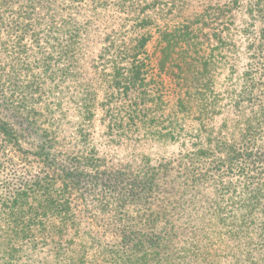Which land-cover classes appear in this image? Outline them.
Instances as JSON below:
<instances>
[{"label": "trees", "instance_id": "16d2710c", "mask_svg": "<svg viewBox=\"0 0 264 264\" xmlns=\"http://www.w3.org/2000/svg\"><path fill=\"white\" fill-rule=\"evenodd\" d=\"M38 5L48 18L49 7L67 10L50 24L57 32L35 31V22L52 21L33 17ZM99 22L106 23L91 24ZM1 23L18 39L11 56L24 49L48 66L65 57L96 62L102 102L96 105L90 92L78 113L82 145L99 112L115 145L138 139L196 149L157 165L145 157L127 173L92 174L57 164L46 147L33 152L42 170L14 177L7 201L12 227L3 243L10 260L29 245L48 247V264H264V0H0ZM23 35L31 39L26 48ZM191 117L196 124H186ZM191 129L189 143L183 131ZM73 190L116 195L118 249L102 250L88 233L94 244L77 248L85 233ZM127 204L136 216L122 215ZM174 215L183 218L180 225Z\"/></svg>", "mask_w": 264, "mask_h": 264}, {"label": "rangeland", "instance_id": "374dc122", "mask_svg": "<svg viewBox=\"0 0 264 264\" xmlns=\"http://www.w3.org/2000/svg\"><path fill=\"white\" fill-rule=\"evenodd\" d=\"M44 11L47 9L43 5H38L36 15L33 17L52 21L46 26L35 22L33 28L39 35L47 29V33L51 30L57 32L50 24L54 22L57 26L60 22L59 15L66 13L67 10L49 7L52 18L44 17ZM105 23L91 24L93 27L101 28ZM203 27L202 31H211L208 25ZM14 35L9 24H0V125L3 122L6 126V130L0 127V264H7L9 261L12 264H48L51 256L42 252L48 250V247L40 251L23 245L22 250L12 254L16 259L10 260V250L3 243L12 227V222L7 216V201L11 196L10 189L14 177L37 175L42 170V162L33 152L46 147L43 150L53 155L57 164L92 174L94 171L107 169L116 173H127L136 169L140 160H145V157L150 158L151 165H157L166 162L168 158L176 157L179 153L190 154L196 149H177V144L173 143L158 146L156 142L147 143L138 139H132L128 146L115 145L108 141L103 126L99 124L98 117L101 115L99 112L94 115L86 145H82L76 128L78 124H84L78 113L82 111L85 103H90V92L96 93L94 96L96 105L99 106L102 102L101 92L97 88V75L93 68L96 62L91 61V56H88V60L83 59L80 62L65 57L52 61L54 64L48 66L43 57L29 56L24 49L23 52L17 50V53L11 56V45L13 42L15 45L18 44V39ZM200 36L202 39H208V35H202V32ZM30 40L23 35L22 43L25 44V48L30 44ZM92 41L90 36L88 47H91ZM210 41H213L211 36ZM150 50L153 51L152 46ZM156 57L154 62L158 61ZM14 64L17 65L13 66ZM81 66L84 67L79 69ZM163 78L167 84H172L166 76ZM30 89L33 91L28 94ZM16 105H19V110L14 109ZM25 118H30L33 124L30 125ZM84 122L86 125L87 121ZM186 124H196L194 117L188 118ZM191 130L183 131L189 143L196 134L195 129ZM133 138L138 136L134 135ZM73 191L70 198L80 221L81 234L85 233L82 235L85 246L77 248L87 251L90 249L89 246L94 244L90 239L86 240L88 233L89 237L96 236L102 250L110 252L112 249H118L119 245L116 246L115 241L121 238L118 234L122 226H118L112 218L116 208V195L108 192L102 198L83 193L81 190ZM98 198H102L105 207H102ZM153 202L157 203L158 200L153 198ZM126 212L131 216H136L137 213L135 207L130 204L123 208L122 215ZM177 218L175 215L172 216V221L180 225V219L183 221V218ZM116 233L117 236L114 237Z\"/></svg>", "mask_w": 264, "mask_h": 264}]
</instances>
